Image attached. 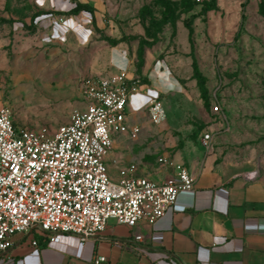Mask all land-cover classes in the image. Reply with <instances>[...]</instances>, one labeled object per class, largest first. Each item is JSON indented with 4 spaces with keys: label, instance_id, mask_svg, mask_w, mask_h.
I'll use <instances>...</instances> for the list:
<instances>
[{
    "label": "rangeland",
    "instance_id": "374dc122",
    "mask_svg": "<svg viewBox=\"0 0 264 264\" xmlns=\"http://www.w3.org/2000/svg\"><path fill=\"white\" fill-rule=\"evenodd\" d=\"M202 1L0 0V107L10 108L15 126L51 134L75 109L84 108L82 82L96 68L119 61L118 55L145 82L153 76L167 78L173 92L161 96L170 104L165 122L111 150V157L122 151V163L134 162L141 174H165L157 158L169 155L172 143L180 144L187 129L198 125L199 112L208 113L213 122L262 127L260 0H215L213 10L193 17ZM77 3L93 13L66 14ZM167 4L169 12L163 16ZM194 61L204 78L208 107L197 86ZM212 104L221 111L213 113Z\"/></svg>",
    "mask_w": 264,
    "mask_h": 264
},
{
    "label": "built area",
    "instance_id": "2783aa9c",
    "mask_svg": "<svg viewBox=\"0 0 264 264\" xmlns=\"http://www.w3.org/2000/svg\"><path fill=\"white\" fill-rule=\"evenodd\" d=\"M136 90L137 82L128 80L124 70L86 78L81 84L84 108L75 109L51 134L15 126L10 108L0 107V254L13 246L18 233L35 234L31 245L39 246V240L59 242L62 234L81 241L95 238L110 220L130 228L141 222L152 225L180 193L193 189L195 176L188 167L164 155L157 162L170 173L162 180L116 159L117 176H110L107 157L113 137L135 140L140 133L138 125H129L126 113ZM211 111L221 109L212 104ZM147 113L151 124L165 122L160 96L149 102ZM210 138L203 134L205 146ZM107 263L104 255L92 259V264Z\"/></svg>",
    "mask_w": 264,
    "mask_h": 264
},
{
    "label": "crops",
    "instance_id": "0c3cea01",
    "mask_svg": "<svg viewBox=\"0 0 264 264\" xmlns=\"http://www.w3.org/2000/svg\"><path fill=\"white\" fill-rule=\"evenodd\" d=\"M115 56L119 61L96 68L91 76L124 70L128 80L137 82L126 113L129 125L140 127L138 138L153 125L147 113L149 102L173 92L167 78L160 81L153 76L147 83L126 59ZM162 102L165 110L169 108ZM197 116L198 125L187 129L180 144L173 142L169 155H164L188 167L195 176L194 187L180 193L156 223L141 222L130 228L110 220L95 238L81 241L73 234H62L59 242L39 240V246L31 245L35 234L18 233L13 246L0 254V264H92L97 254L106 256L107 264H264V125L213 122L203 111ZM204 133L211 134L208 146L203 143ZM113 138V147L130 140L126 135ZM110 154L108 170L116 178L112 160L126 164L124 153ZM164 171L148 177L162 180L170 173ZM251 174L252 178L244 176Z\"/></svg>",
    "mask_w": 264,
    "mask_h": 264
},
{
    "label": "trees",
    "instance_id": "16d2710c",
    "mask_svg": "<svg viewBox=\"0 0 264 264\" xmlns=\"http://www.w3.org/2000/svg\"><path fill=\"white\" fill-rule=\"evenodd\" d=\"M187 1H190V0H187ZM194 4H196L197 2H193ZM215 0H205V1H202L201 2V9H200V12L197 13V14H193L192 16L193 17H196L198 15H202L204 14L205 12L209 11V10H213L215 8ZM82 11H86V12H90V13H93L91 7H89L88 5L86 4H83V3H77L72 9H70L69 11L66 12V14H70V15H77L79 14L80 12ZM169 12V5L167 4L166 7H165V11H164V14L163 16H165L167 13ZM259 12L262 16H264V0H260V3H259ZM40 13H35L32 17V19H34L36 16H38ZM3 21L5 22H11L13 20H5L3 19ZM188 27V31H189V40H190V35H191V28L189 25H187ZM123 39H120V41H122ZM113 44H117L118 41H113L112 42ZM193 70H194V76L197 80V86L199 88V91H200V95H201V98L203 100V105L204 107H208V97H207V89L205 87V83H204V78L203 76L201 75V73L199 72V70L197 69V65L195 63V61L193 62Z\"/></svg>",
    "mask_w": 264,
    "mask_h": 264
}]
</instances>
